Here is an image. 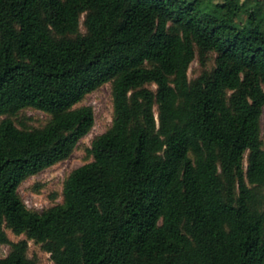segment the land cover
<instances>
[{"label": "trees", "instance_id": "trees-1", "mask_svg": "<svg viewBox=\"0 0 264 264\" xmlns=\"http://www.w3.org/2000/svg\"><path fill=\"white\" fill-rule=\"evenodd\" d=\"M108 83L93 161L30 209ZM263 111L264 0H0V264H39L30 240L54 264H264Z\"/></svg>", "mask_w": 264, "mask_h": 264}, {"label": "rangeland", "instance_id": "rangeland-1", "mask_svg": "<svg viewBox=\"0 0 264 264\" xmlns=\"http://www.w3.org/2000/svg\"><path fill=\"white\" fill-rule=\"evenodd\" d=\"M214 65V59L210 62V67ZM202 67L197 59L191 66L190 77L195 78L201 73ZM81 105H90L95 109L96 122L92 131L85 136L79 143L73 155L66 161H63L39 174L26 180L19 191L26 205L30 209L43 211L56 204L63 202L64 182L69 174L78 167H81L91 161L93 156L90 154L92 141L94 138L106 132L113 122V99L112 85H104L98 91L89 94ZM30 125H43L49 118L44 112L28 109L23 112ZM262 128L264 132V111L262 115ZM13 241H19L25 236H16L10 230L8 231ZM10 246L0 247V257L9 254ZM30 256L38 260L39 264H54L51 255L45 252L41 244L30 240Z\"/></svg>", "mask_w": 264, "mask_h": 264}]
</instances>
